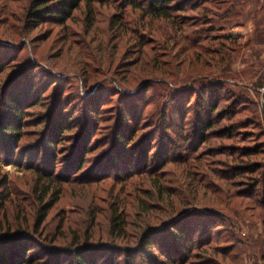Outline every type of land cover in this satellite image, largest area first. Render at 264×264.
<instances>
[{"label":"rangeland","instance_id":"rangeland-1","mask_svg":"<svg viewBox=\"0 0 264 264\" xmlns=\"http://www.w3.org/2000/svg\"><path fill=\"white\" fill-rule=\"evenodd\" d=\"M89 1L93 8L91 18L83 3L65 25L51 20L34 25L28 14L33 0H0V58L6 59L0 62V116L6 109L8 92L35 89L25 109L24 137L18 152L23 159L18 154L12 161L0 162L1 174L9 178L8 199L12 201L6 204V213H0V228L9 222L15 231L30 226L25 240L32 248L28 256L36 252L33 264H54L55 253H61V263L72 264V242L77 234L84 239L88 232L94 236L91 249L98 253L101 263L108 251V259H112L125 250L118 262L126 264V254L135 255V248L141 247L140 225L156 226L153 231L165 233L169 230L165 221L179 211L193 209L194 218L207 220V213L198 210L212 206L220 209L219 223L225 222L215 227L213 234L221 244H228V238L234 234L227 221L231 211L214 205L211 192L205 195V187L197 186L198 173L183 174L180 160L185 152L180 145L187 146L184 142L193 133L190 123L200 108L196 98H200L201 92L207 96V90L213 88L222 89L224 100L220 110L226 116L222 124L234 126L237 147L264 145L263 90L256 87L264 77V42L250 41L256 22L264 17V0L246 4L245 16L234 17L226 30L240 41L231 72L224 70L226 62L218 58V53L224 51L218 41H223L209 37L218 33L212 30L208 19L214 3L206 4V21L197 15L198 10L189 9L175 21H169L153 18L126 0ZM136 2L139 5L143 0ZM193 2L184 0L182 5L189 8ZM15 73L18 74L10 77ZM187 109L190 113L183 125V112ZM128 124L140 128L137 141L145 139L150 144L153 140L149 149L155 142L154 152L159 150L157 145L160 149L168 148L166 138L172 139L179 161L168 167L172 173L165 176L163 183L172 198L173 194L185 198L183 203L177 201L172 206L176 209L164 207L168 204L167 195L162 202L154 199L158 193L153 190L152 178H129L125 173L118 176L119 169H109L110 156L122 150L115 137ZM54 125H59L58 134L57 129L51 133ZM245 138L246 144L242 143ZM226 144V139H213L210 148L213 153H229ZM84 145L92 150L83 170L72 173V161ZM40 149L46 156L43 152L40 155ZM43 172L70 175L72 179L67 177L69 183H64L63 178L49 181ZM46 184L52 192L60 190V198L48 210L46 221L35 226L43 203L54 197L42 193ZM202 184L206 185V179ZM142 202L151 206L150 213L142 214ZM113 207L123 209L128 221L125 237L109 234L108 219ZM143 218L147 220L142 221ZM240 224L245 237L257 236L264 229L261 221L247 216ZM207 236L204 233L200 238ZM145 247L153 248L150 243ZM241 250L233 252L237 260L233 264H264L255 251L243 253L242 245Z\"/></svg>","mask_w":264,"mask_h":264},{"label":"trees","instance_id":"trees-1","mask_svg":"<svg viewBox=\"0 0 264 264\" xmlns=\"http://www.w3.org/2000/svg\"><path fill=\"white\" fill-rule=\"evenodd\" d=\"M126 1L132 7L137 6L141 8L143 12L153 18H162L169 21H175L179 18L180 13H186L189 10H198L197 15H201L200 17L206 21V15L209 13L206 4L209 2L214 3L211 11L212 16L208 19H210L209 22L211 23L212 30L218 33L209 37H213L214 40L223 41H218V45L224 48V51L218 53V58L221 62L225 60L226 65L224 66V70L226 72H231V64L239 52L236 47H240V41L231 34H228L226 30L234 17L245 16L243 7L248 3L254 2V0H195V2L190 4L189 8H185L182 5L184 0H143L139 5L136 0ZM83 3H85L87 8L86 13L91 18L93 8L90 1L87 3V0H33L28 12L29 21H32L34 25H40L50 20L59 21L60 24L65 25L73 15V12L79 9ZM255 26L256 31L250 41L262 43L264 42V17L258 20ZM4 60L6 59L1 56V64ZM16 74L18 73L12 74L10 77H14ZM261 80L257 82L259 85H256V87H261L262 91L264 88V77ZM234 81L239 82L236 79ZM256 87L254 86L255 90H257ZM32 89L34 88L31 87L24 93L10 91V94L9 92L7 94L6 109L0 116V162L1 160L12 161L18 154L23 159L21 151L20 153L18 152L21 147L20 143L24 137L23 126L26 118V104L34 97L35 89L31 92ZM207 92V96L204 92L200 94L198 91L194 92V94H197V97L199 94L200 98H196V101L200 102V108L197 110L198 115L190 123V126L194 130L186 138L187 141L184 142L187 146L183 148V145H180L182 151L185 152L183 160L180 161L184 165L183 174L194 171V173L200 175L197 186L200 185L201 189L205 187V195L206 192H211V199L215 203L214 205L230 209L231 214L227 215V221L229 226L234 229V234L228 238V244H221V240L214 236L215 227L225 224V222L219 223L221 221L218 220V217H221L219 208L217 209L212 206L200 208L198 211L207 213L204 215L207 217V220L194 218L192 214L194 212L193 209H188L187 211L181 210L165 221L169 224L168 232L157 233V231H153L156 229V226L142 228L140 225L139 229L141 227V230L138 233L142 241L141 247L135 248V255L126 254V264H142L143 262H146V264H233L237 261L233 252L242 251L241 245L245 247L243 253L250 250L255 251L254 254L260 255L261 260L264 262V229L257 236L245 237L240 224L241 219L247 216L252 220L261 221L264 225V145L256 146V144H253L238 148V136L234 132V126L228 122L222 124V121L226 120L224 112L220 110L221 101L224 100L223 94H221L222 89L213 88L207 90ZM239 100L243 102V99L240 98ZM90 107L92 110V106ZM226 108L225 110H227ZM219 110L221 114L218 116ZM261 112L264 122L262 107ZM189 113V109L184 110L183 125L189 117ZM128 125H126V129H122L115 137L116 143H118L117 147L122 150H119L120 153L110 156L109 161L111 162V166L109 169L114 168L113 171L116 168L119 169L117 172L118 176H125V173L128 174L127 177L129 178L134 176L152 178V182H154L153 190H156L158 193V195L155 194L154 199L162 202L165 195L169 198L168 204L164 205L165 208L172 207L177 201L183 203L185 198L179 197L176 194H173L174 198H172L171 193L165 188L167 185L163 183L165 176L172 173V170L168 167L177 164L179 161L178 154L175 155L176 153L173 151L175 146L171 143L172 139L167 140L166 138V142L168 141L167 144L169 145L168 148L160 149L157 145V149L159 148V150L154 152L155 142L152 148L149 149L153 140L150 144H146L145 139H143V142L137 141L135 138L140 128ZM58 127L59 125H54L51 133L54 134V130L57 129L56 133L58 134L60 131ZM62 128L63 126L61 127V131ZM217 128L222 130H217ZM66 130L64 128L63 132H66ZM220 138L226 139L228 143L226 145L230 149L229 153L225 150L213 153L214 149L210 148L212 141L213 139L218 140ZM162 141L165 142V139ZM52 142L54 145H58L56 140H52ZM242 143L246 144L247 138ZM91 150L89 146L84 145L81 153L72 161V164L75 165L72 167L74 169L72 173L77 174L83 170L87 155ZM39 151H41L40 155L42 152L45 153L41 149ZM218 155H226L227 158H217ZM56 160L57 158H54V163H56ZM42 174L44 175V172ZM58 176L54 174L44 175L45 179L49 181L63 178L64 183H69L70 179H72L70 175ZM205 179L206 185L204 186L202 182ZM218 180L221 181V184ZM46 187L47 184L41 188L42 193L48 192L50 195H54V197L43 203V211L39 212L40 218L35 222V226L36 223L40 225L46 221L49 215L48 210L60 198V190L52 192L51 189H46ZM136 190L137 188L133 192ZM197 190L199 189L197 188ZM9 194L8 175L1 174L0 172V213H6V204L12 203L8 199ZM139 207L142 214L150 213L149 207L151 206L146 202L144 204L142 202ZM176 207L172 208L176 209ZM173 209L171 210L173 211ZM122 211L123 209H118L117 207L112 208L108 219L109 234L112 237H125L127 235L128 221L124 218ZM146 220V218H143L142 221ZM29 227L15 231L9 222L8 226L4 225L0 228V264H33L32 256L36 252H31L30 256H28L27 253L32 248H29L28 242L25 240V235L31 232ZM204 233H208V236L200 238ZM93 238L94 236L91 235V232H88L84 239L79 234L75 236L71 246L73 247L71 250L73 251L71 254L73 259L72 264H119L118 257L125 254V250H122L118 254L115 253L116 256L112 259H108L111 253V251H108L109 253L105 254V257H102L103 261L101 263L98 253L93 252L91 249ZM196 238L198 239L195 240ZM12 240L15 243L6 244L9 241L12 242ZM146 243H150V246L153 248H146ZM237 244L240 246H237ZM53 259L55 261L54 264H65L61 263V253H55Z\"/></svg>","mask_w":264,"mask_h":264},{"label":"water","instance_id":"water-1","mask_svg":"<svg viewBox=\"0 0 264 264\" xmlns=\"http://www.w3.org/2000/svg\"><path fill=\"white\" fill-rule=\"evenodd\" d=\"M262 108H263V113H264V88H263V96H262Z\"/></svg>","mask_w":264,"mask_h":264}]
</instances>
